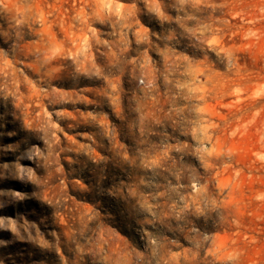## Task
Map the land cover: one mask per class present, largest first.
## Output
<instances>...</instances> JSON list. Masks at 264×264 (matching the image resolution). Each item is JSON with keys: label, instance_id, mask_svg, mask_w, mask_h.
I'll list each match as a JSON object with an SVG mask.
<instances>
[{"label": "clouds", "instance_id": "9594fccd", "mask_svg": "<svg viewBox=\"0 0 264 264\" xmlns=\"http://www.w3.org/2000/svg\"><path fill=\"white\" fill-rule=\"evenodd\" d=\"M134 8L130 0L128 5L98 0L88 6V24L81 31V40L63 48L61 43L45 42L34 51L27 63L35 68L32 87L39 88L45 106L34 110L29 124L14 111L27 99L20 94L16 80L0 81V264H50L48 256L32 260V251L42 240V247L59 254L57 264H92L98 256V242L84 239L87 223L83 217L71 215L69 200L79 198L91 204L98 197L114 195L108 189L121 177L118 166L146 169L145 179L149 174L166 175L151 198L155 203L145 199L140 205L136 243L144 264H152L166 239L171 245L167 264L178 259L197 262L202 255L212 254L202 241L214 239L206 228L212 226L210 214L222 206L211 198L218 156L215 125L202 117L200 108L179 106L188 86L170 80L166 64L167 57L177 55L172 50L175 35L151 30L154 43H149L148 29L142 28L143 39L135 31L129 39L124 29L132 25L125 21ZM134 23L139 26L138 21ZM21 24L17 20L8 28L0 25V57L16 65L24 62L20 59L23 47L35 36L21 31ZM96 25L102 26L99 35ZM89 35L92 45L83 47ZM93 47L96 61L84 72L83 60L86 54L92 60ZM58 55L59 63L53 66ZM179 58L187 61L188 54L180 49ZM53 67L59 69L58 75L53 74ZM88 83L96 86L98 103L109 109L107 115L95 108L80 114L74 107L79 118L64 124L63 105L86 103ZM149 113L157 116L151 128L153 141L163 144L151 155L142 150ZM5 122L15 127L5 132ZM85 124L91 126L90 131L77 130ZM6 135L16 139L3 143ZM105 173L107 183L100 179ZM66 185L71 193L65 192ZM86 215L91 221L100 213L92 208ZM185 232L187 248L177 242ZM249 237L234 250L235 264H256L254 247L264 264V242L254 246ZM18 242L26 247L17 248Z\"/></svg>", "mask_w": 264, "mask_h": 264}, {"label": "rangeland", "instance_id": "374dc122", "mask_svg": "<svg viewBox=\"0 0 264 264\" xmlns=\"http://www.w3.org/2000/svg\"><path fill=\"white\" fill-rule=\"evenodd\" d=\"M98 0H0V25L8 28L17 20L22 22L21 31L35 33L23 47L20 57L23 63L16 65L0 57V81L15 79L26 101L14 111L25 124L31 122L34 110L45 106L39 88L32 87L33 65L27 63L34 51L45 42L61 43L62 48L81 40V31L88 24V6ZM129 4V0H119ZM135 8L133 15L125 23L132 27L124 29L132 39V32L143 39L148 29L149 43H154L152 31L175 35L173 52L177 55L166 58L169 79L174 83L187 85L185 99L179 106H194L201 109L204 119L215 125V142L218 145L217 162L214 169L211 198L222 206L210 214L206 234L214 237L202 241V246L211 249L207 258L203 255L197 262L177 260L175 264H235L234 250L240 248L249 237L253 245L264 242V0H130ZM159 10V15L156 10ZM123 14V13H122ZM139 22V26L135 25ZM99 35L102 26H95ZM159 34V33H158ZM34 40H39L34 43ZM92 45V37L87 36V44ZM180 49L188 54L185 61L179 58ZM63 51L59 55H62ZM151 54V53H150ZM59 55L51 62L59 63ZM92 60H83L82 69L87 72L96 61L95 48H91ZM54 75L59 69L53 67ZM31 73V74H30ZM23 75V80H22ZM86 103L63 105L66 119L64 124L75 123L80 114L97 109L107 115L109 109L99 104L96 86L86 85ZM191 89V90H190ZM68 91V89H65ZM176 89H173V94ZM97 102V103H93ZM123 97H121L122 108ZM148 131L142 138V150L151 155L163 146L153 141L151 128L156 115L149 113ZM111 122V116H108ZM17 120L16 123H19ZM64 124L61 126L63 127ZM15 124L5 122V132ZM78 131H90V125H82ZM15 136H4L3 143H11ZM11 155V154H9ZM100 155H103L101 153ZM121 173L109 191L114 195L98 197L91 204L87 200H69L71 215L83 217L87 223L84 239L98 242V256L92 264H144L141 249L136 243L139 231L140 205L159 191V185L166 180L160 174L145 179L146 169L139 167H117ZM108 173L100 179L107 183ZM143 180V183H140ZM18 190H22L15 185ZM72 188L65 186V192ZM81 192L83 190L81 189ZM133 195H129V193ZM35 205L29 204V207ZM92 208L99 217L87 220ZM11 214V212H9ZM7 235V234H4ZM187 232L178 236V243L189 247ZM46 239V238H45ZM44 240L32 251V260L38 262L45 256L50 264H57L59 254L42 247ZM17 248L26 247L18 242ZM167 243L152 264H167ZM63 249H61V253ZM256 264H260L261 253L253 248Z\"/></svg>", "mask_w": 264, "mask_h": 264}]
</instances>
